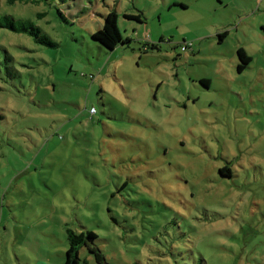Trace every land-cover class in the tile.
<instances>
[{"label":"rangeland","instance_id":"1","mask_svg":"<svg viewBox=\"0 0 264 264\" xmlns=\"http://www.w3.org/2000/svg\"><path fill=\"white\" fill-rule=\"evenodd\" d=\"M112 9L126 41L110 50L93 33ZM3 14L57 45L0 28V264H63L67 228L98 234L106 262L84 246L87 264H264L263 1L0 0Z\"/></svg>","mask_w":264,"mask_h":264},{"label":"trees","instance_id":"2","mask_svg":"<svg viewBox=\"0 0 264 264\" xmlns=\"http://www.w3.org/2000/svg\"><path fill=\"white\" fill-rule=\"evenodd\" d=\"M18 0H8L10 3L17 2ZM25 2L29 1H40V0H21ZM50 1V0H47ZM263 1L264 0H259ZM128 18H136L139 21L140 15L125 14ZM104 23L102 28L98 29L93 33V38L99 41L106 48L113 50L120 43L125 42L126 40L122 39L119 27H118V12L116 9H112L106 13L104 17ZM0 28H5L17 32H28L31 35L43 43L48 45L56 46L57 43L52 40L48 35L41 36L40 28H38L31 20L18 19L16 20L10 14H3L0 16ZM228 31H224L220 36L224 37ZM151 48H157L156 44H151ZM184 47V46H183ZM239 64L238 70H243L246 64L252 61V56L249 55L243 47L238 49ZM12 62L13 56L5 49L2 56L0 57V78L2 77L3 72L12 74ZM220 173L224 176L231 177L232 172L228 166L220 168ZM67 238H68V248L65 254V260L63 264H87V260L82 258L80 255V250L82 247L86 246L88 250L94 254L98 263L106 262V255L104 254L102 248L97 244L96 240L98 234L91 229H86L82 231H77L73 228H67ZM133 264H140L138 262Z\"/></svg>","mask_w":264,"mask_h":264},{"label":"crops","instance_id":"3","mask_svg":"<svg viewBox=\"0 0 264 264\" xmlns=\"http://www.w3.org/2000/svg\"><path fill=\"white\" fill-rule=\"evenodd\" d=\"M234 1H256V0H234Z\"/></svg>","mask_w":264,"mask_h":264}]
</instances>
